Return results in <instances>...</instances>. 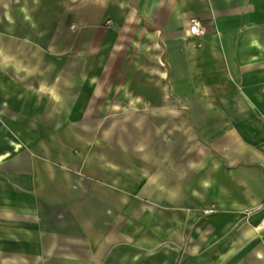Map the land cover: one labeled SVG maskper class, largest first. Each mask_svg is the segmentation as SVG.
I'll use <instances>...</instances> for the list:
<instances>
[{"label": "crops", "instance_id": "0c3cea01", "mask_svg": "<svg viewBox=\"0 0 264 264\" xmlns=\"http://www.w3.org/2000/svg\"><path fill=\"white\" fill-rule=\"evenodd\" d=\"M0 264H264V0H0Z\"/></svg>", "mask_w": 264, "mask_h": 264}, {"label": "built area", "instance_id": "2783aa9c", "mask_svg": "<svg viewBox=\"0 0 264 264\" xmlns=\"http://www.w3.org/2000/svg\"><path fill=\"white\" fill-rule=\"evenodd\" d=\"M189 34L192 36L202 35L205 33V28L202 21L195 16H192L188 20Z\"/></svg>", "mask_w": 264, "mask_h": 264}]
</instances>
